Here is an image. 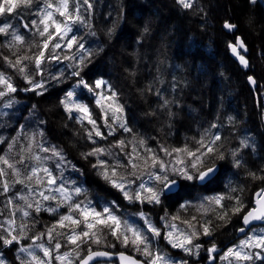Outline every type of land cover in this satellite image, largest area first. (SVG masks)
I'll use <instances>...</instances> for the list:
<instances>
[{"label":"trees","instance_id":"1","mask_svg":"<svg viewBox=\"0 0 264 264\" xmlns=\"http://www.w3.org/2000/svg\"><path fill=\"white\" fill-rule=\"evenodd\" d=\"M52 2L55 4L57 0ZM89 3L92 5L90 9L83 3L79 5L86 25L75 24L73 32L69 33V36L76 35L84 48L92 53L81 76L90 84L103 79L111 85L117 93L118 103L123 106V113L116 115L127 122L131 131L125 132L114 125L115 134L107 136L104 113L95 103L96 96L82 87H76L80 78L71 75L74 71L72 65L76 64L80 55L85 54L75 45L71 49L63 46L57 50L62 59L58 64V60L46 59L41 66L42 76L36 74L34 63L24 61L34 82H43L47 90L43 95H37L36 91L22 90L31 85L4 58L8 57L14 62L17 56L32 55L37 51L36 48L29 51V45L43 39L37 34L36 28L43 27L39 25L41 16L38 12L44 9L45 4L44 0H33L31 5L20 3L13 12L0 15V26L10 25L8 35L0 34V72L10 77L17 88L15 93L0 99V137L4 140L0 143V155L12 158L13 162L21 156H29L28 152H21L22 146L27 147L28 137L33 133L43 132L42 137L37 136V142L43 143L45 147L61 150L65 160L75 166V170L67 164L64 166L62 176H66V180H63L61 170L56 167V159L45 161V166L57 177L56 185L52 187L65 183L71 189L72 182H75V186L82 187L85 192L74 196V201L90 202L97 211L111 206L115 214H121L126 208L123 206L131 203L103 179L98 168L93 167L97 158L93 156L84 159L83 153L96 147L110 150L111 155L115 153L116 157L122 159L121 164L126 165L127 172L130 167L127 166L126 153L113 146L119 140L135 143L138 139H144L147 147L158 155L161 146L172 149L187 145L195 150L198 147L196 141L202 136L207 142L212 136L219 134L221 139L216 145L225 159L213 157L207 161L208 165L219 166V174L203 187L181 180L179 191L165 196L159 206L154 204L149 207L153 208L154 213L160 214L169 211L178 215L177 210H190L195 217L193 210L180 207L182 197H190L191 194L213 196L218 193L217 195L225 197L222 203L226 209H231L236 204L235 199L227 198L231 196L239 197L244 205L243 210L247 211L253 205L254 193L264 189V178L254 179L249 175L256 173L258 177H264V97L261 94L264 89L263 3L258 0L255 3L251 0H196L190 9L183 8L177 0H89ZM73 7L70 0V10ZM48 11H52L57 20L64 19L56 13L55 8ZM33 21L37 22L36 26H33ZM225 22L236 25V29L227 30ZM145 27L147 32L144 31ZM50 31H54V28ZM12 32L24 37L23 45L16 42L14 47L8 46L12 42ZM238 36H242L250 49V66L247 70L232 56L229 49V43H234ZM61 44L64 45L65 42L61 41ZM49 47L51 48V44ZM65 56L76 59L63 60ZM251 75L257 79L256 89L250 86ZM57 76L60 77L59 80L52 79ZM69 91L75 92L72 99L76 103L88 105L91 117L107 136L106 139L94 136L96 143H92L85 132V129L92 128L87 119H84L82 127L75 119L82 114L73 111L72 118H69L61 103ZM165 100L169 102L167 106H164ZM9 101L11 107L5 108L4 105ZM109 103L112 102H104L111 123L112 113L107 108ZM213 124L216 127H211ZM16 137L18 139L9 151V144ZM242 141H246L248 147H244ZM125 148L127 153L132 151L131 144ZM233 151L238 153L240 167L234 166L231 156ZM37 152L39 149L35 147L32 153ZM140 153L145 154L143 149H140ZM39 154L50 155L43 152ZM35 164L34 160L27 159L24 164L16 166L21 170L22 176H26ZM228 174H231L230 177ZM4 179L10 183V190L4 197L7 201L12 195L20 196L21 190L35 185L34 181L12 183L16 178L8 175L0 178V185ZM44 187L45 185H41L40 191ZM48 194L46 191L45 195ZM56 195L57 200H47L42 206L57 207L60 198L58 193ZM9 208L7 203L8 211ZM152 208L145 206L144 210L148 212ZM220 211L219 206L215 205L214 210L206 217L212 222V234L218 243L228 242V238L241 226L239 218H242V212L233 215L229 211L226 220H219L217 213ZM30 213L35 216L34 211ZM67 213V203L59 207L57 213L44 211L45 224L52 227L61 215ZM3 215L6 216V213ZM32 215L31 219L30 216L20 220L14 217L17 234L21 224L27 225L26 238L20 241L27 247L34 246L31 237H27L29 232L35 233ZM195 218L201 220L205 217L197 214ZM7 220L10 219L5 217V222ZM7 227L9 226H4ZM40 230V233H45L43 228L40 227ZM76 230H83V225ZM56 232L67 233L69 228L57 227ZM4 234L7 233L0 229V235ZM237 236L239 237L238 234ZM43 241L44 238L36 243ZM2 247L4 246L0 242V249ZM9 248L10 258L15 254V257L26 259V255L18 251L19 244L14 243L7 247ZM96 248L114 252L123 250L116 246L98 245L87 252ZM137 256L144 259L143 255ZM3 257L5 259L4 255ZM56 257V251H52L51 257L46 258L52 264H60ZM10 258L6 256L5 260L13 264ZM28 259L30 258L26 260Z\"/></svg>","mask_w":264,"mask_h":264},{"label":"snow or ice","instance_id":"2","mask_svg":"<svg viewBox=\"0 0 264 264\" xmlns=\"http://www.w3.org/2000/svg\"><path fill=\"white\" fill-rule=\"evenodd\" d=\"M69 2L70 0H57V2L54 4L52 0H44L45 7L42 11L38 12V15L41 16L39 25H42L43 27L41 28L37 26L36 28L37 34L43 39L41 42H36L29 45V51H31L32 48H36L37 51L32 55L25 54L23 56H17L14 62L8 57H5L4 59L11 67L15 68L21 75H23L25 81L31 85L30 88L22 89L23 91H36L37 95H43L44 91L47 90L45 88V84L43 82H34L28 72V65L25 64L24 61L34 63L36 74L42 76L43 71L41 66L46 59L59 60L60 57L57 54L58 49H61L63 46L71 49L73 45H75L81 52L85 53L84 55L79 56L75 65H72V67H74V71L71 73V75L80 78L77 81L76 87H82L89 93H92L96 96L95 103L101 108V112L104 113V126L108 128L107 136H112L115 134L116 127L114 125H118V127L123 129L125 132H130L131 129L127 127V122L124 121L121 116L116 115V113H123V106L118 103L117 93L112 89L111 85H109L108 82L103 79H98L94 83L90 84L81 76V72L83 71L84 67L87 66L88 62H90L88 57H90L92 53L88 52L84 48L83 43L80 42V39H78L76 35L69 36V33L73 32V25H86L87 23L80 14V3L87 5L89 9L92 7V5L89 3V0H72L74 7L70 10ZM177 2L183 8L190 9L193 6L194 0H177ZM251 2L255 3L256 0H251ZM20 3H23L24 5H31L33 0H3V2L0 3V15L13 12ZM51 8H55L56 13H58V15L64 19H55L53 12L48 11V9ZM32 24L33 26H36L37 22L33 21ZM25 27H27V25H25ZM224 27L229 31H234L237 26L231 24L230 22H225ZM9 28L10 25L7 24L0 26V34L8 35ZM53 28L54 31H50V29ZM144 31H148L147 27H145ZM11 35L12 42L9 43V47H14L16 42L21 45L24 44V37L16 34L15 32H12ZM57 37L59 39H57ZM53 41L56 42L53 43ZM61 41H64L65 44L62 45ZM50 44L51 48L49 47ZM229 49L233 55L238 57L241 65L248 67L247 59L244 55L240 54L241 49L245 52L247 51L246 45L240 37L236 38L235 43H229ZM64 58L76 59V57L67 56ZM61 75H63V73H61ZM52 79L59 80L60 77H52ZM249 80L252 83H255L252 77H249ZM0 86H3L0 87V99H3L5 96L17 91V88L11 82V79L6 77L2 72H0ZM37 89H40L41 91H37ZM74 95V91H69L66 93L65 98L61 100L65 111L69 114V118H72L73 111L82 114L75 118L76 122L80 123L82 127L84 119H87L88 123L92 125V128L85 129V132L87 134L88 140L92 141V143H96L93 138L94 136L100 137L101 139H106L107 136L100 130L96 120L91 117L88 105L76 103L72 99ZM105 101L112 102L107 104V108L112 113L111 123H109L108 120V112L105 111ZM168 103L169 102L165 100L164 106H167ZM4 107H11V101L6 103ZM169 115H171V113H169ZM211 127H216V125L213 124ZM37 136L42 137L43 132L33 133L28 137L29 142L27 147L22 146L21 148V152H28L30 154L29 156H21L19 160L13 162L10 161L7 156L0 155V165L5 166L0 167V178L9 175V172L6 171V169H10L11 175L16 178L12 183L25 184V181H34L35 185L37 186L45 185L43 190L36 193V195H38L43 201L50 199L57 200L56 193L59 194V203L55 208H44L42 206L41 200H36L34 204L27 203L28 197L20 196L19 199L26 202L27 208L33 209L37 214H39L41 211L57 213L58 208L67 203V214L61 215L56 224L48 228L45 233H40L34 237H31L33 244L36 248H39L43 252L44 257L50 258L52 250L48 247H45L43 244H36V241L41 240L45 235H47L49 242H51V240L54 238L53 233L56 232L57 227L69 228V232L67 233L56 234L65 236L67 242L69 244L75 245L77 248L81 243H85L88 240H92L94 243H100L101 237L99 232L102 231L103 228H107L113 237L118 240H122L124 246H128V244L131 243L133 246H135L137 251H141L143 255L150 257L147 264H187V261H173L165 255H162L159 251H153L151 242L144 232L140 228L134 226L133 223H129L127 220L122 221L120 217H118L113 212L111 206H105L102 211H97L94 206H91L90 202L85 203L84 201H74V196H80L85 192L82 187L75 186V182H72L73 187L71 189L66 187L65 183H61L55 187H52L53 185H56L57 177L53 175L51 169L45 166V161L53 158L56 159V167L61 170V179L63 168L66 164L71 166L74 170L75 166L70 165V162L65 160L61 150H57L55 147H45L43 143H38ZM17 139L18 137L13 138L12 142L9 144V151L12 150ZM220 139V135L216 134L212 136L207 142H205V137L202 136L200 140L196 141L198 147L195 150L190 149L187 145H185L183 148L172 149L161 146V151L164 152L165 156L173 157V154H175L171 162H165L162 160L153 149L147 147L144 139H138L135 141V143L131 141L126 143L125 140L117 141L113 146L120 148L122 152L125 147L131 144L132 151L127 153V166L132 169V171L129 172L130 176H136L139 178V176H137V172L142 167L158 169V171L149 173V180L153 181L152 186H149L148 182L142 181L135 190H132L130 187L133 183H135V181L128 180L127 177L121 175L118 171L119 168L126 167V165L121 164L119 160H117L115 163H109L107 160L100 159L102 155H111L110 150L96 147L87 153H83L82 155L84 159L95 156L97 159L96 163L93 164V167L98 168L100 170L99 174L103 177V179L108 181L114 188L118 189L124 198L129 202H139L141 204L145 202L149 204H160L161 197L165 194V192H171L173 188L178 185L177 179L170 178L169 171L171 172L172 176L178 177L179 180L187 182H206L212 177L217 169L214 166H209L207 164L208 159L213 157L219 160L225 159L224 154L216 145V142ZM2 142H4V140L2 137H0V143ZM242 144L244 147H248V143L246 141H242ZM33 145H36V147L39 149V152L32 153ZM140 149H143L145 154L142 155L140 153ZM40 152L50 153V155L41 156L39 154ZM237 155L238 153L236 151L231 152L234 166L240 167L241 161L237 159ZM27 159L34 160L36 164L35 166L31 167L26 176H22L21 170L16 165L24 164L25 160ZM137 161H139V163ZM41 173H43V175H41ZM249 175H251L254 179L264 178L258 177L256 173H249ZM157 185H162V187H157ZM0 186H2L4 193H7L10 190V183L7 179H4L2 185ZM25 186L29 187V185ZM29 191L32 192L33 189L29 187ZM46 191L49 193L48 195H45ZM233 191H235V189H233ZM227 198L235 199L236 201V204L231 209H226L222 203V201L225 199L223 195L206 198L209 204H215L222 210L217 213V219L219 220H226L228 218L229 211L235 215L243 210L244 205L240 201L239 197L229 196ZM12 203V199L9 198L8 204L11 205ZM113 205H115V202H113ZM256 205L257 207L250 209L247 214L244 215L243 223L245 225H248L254 220H264V190H261V192L257 193ZM182 207H185V205H182ZM201 208H204L203 204L201 205ZM206 210L207 209H205V211ZM20 211L24 217L31 215V213L24 208H21ZM12 215L15 216V213L13 212ZM140 216L145 222L147 232L152 233L154 238L160 237L161 230L154 226L150 219L144 215V213H140ZM81 217L83 219H81ZM161 219L163 220L164 218L162 217ZM177 219H179L178 216L172 217L173 221ZM192 219L195 220L196 218L193 217ZM5 223H7L9 227L4 228V225L0 224V229H3V231L7 233L6 236L0 235V242H2V245L5 247H10L14 243L20 244L21 239L26 238L27 225L21 224L19 234H14L16 232V228L14 227L15 220H7ZM184 223L188 224L193 230L191 232L181 231L175 223H165V228H167L168 231L165 233L164 238L172 245V247L180 248L189 255H198L201 245L193 244V239H198L201 234L204 236H211L213 231L212 222L206 221L201 224L200 228L202 229V232L196 231L195 225H193L190 221H184ZM81 225H83V230L78 232L76 229L80 228ZM240 231H244V229H240ZM60 247L61 244L59 241H57L55 244V249L59 250ZM246 247L264 249V235L251 236L248 239L241 241L240 245H238L235 249L230 248L225 256L222 257V259L234 257L237 260H251L253 258L252 254L244 252V248ZM18 251L20 253H25L27 257L30 258L28 260H24L18 256L17 259L20 260V264H51L50 259L45 260L36 255L35 251L31 250V246H21ZM215 251L216 247L213 244V246L208 249V252L211 254ZM108 255L109 253L106 252H91L86 259L81 261V264H88V262L96 256ZM255 255L257 258L260 257V253H255ZM69 256L70 253H64L63 255L57 256L56 259L63 262ZM2 257L3 254L0 253V264H7V261ZM120 259L121 261H128V264H139V262L135 261L131 257H125L123 253L120 254ZM68 264H72V261L68 260Z\"/></svg>","mask_w":264,"mask_h":264},{"label":"rangeland","instance_id":"3","mask_svg":"<svg viewBox=\"0 0 264 264\" xmlns=\"http://www.w3.org/2000/svg\"><path fill=\"white\" fill-rule=\"evenodd\" d=\"M61 61H62V59H59L57 61V64L60 63ZM11 82L13 83L12 80H11ZM35 147H36V145H33L32 150ZM125 150H126V148H124L123 151H124V153H126L125 157L128 160L127 152H125ZM114 154L115 153H113L112 155L106 154L107 156L102 155L100 158L105 160V158L107 157V161L116 162L117 160H119L120 163H122V159L116 157V155H114ZM158 156L162 160H164L165 162H171L173 160L175 154H173V157H169V156H165L164 152L161 151L158 154ZM9 160L13 161L12 158ZM138 163H139V161H138ZM6 171L9 172V175H8L9 177H14L13 175H11L10 169H6ZM118 171L121 175L127 177L128 180H134L135 181V183H133L130 186L132 190H135L142 181H146V182H148L149 186H152L153 181L149 180V173L158 171V169L143 168L142 167L137 172V176H139V178H137L136 176H130L129 175V172L132 171L131 168H129L126 172V167H121L118 169ZM169 175H170V178H173L170 171H169ZM62 179L66 180V176H62ZM177 180L180 181L178 177H177ZM40 186L41 185L32 186L31 187L33 189L32 192L29 191V188L21 190L20 196L28 197L27 203H33L34 204L36 200H41V203H44L45 201H43L38 195H36V193L38 191H40V189H41ZM157 187H162V185H157ZM1 189H0V224H3L4 226H9L7 223H4L5 217H7L10 220L14 219V217H18L19 220H20V218L26 219V218H24V216L22 215V212L20 211L21 208H24L29 212L34 211L33 209L27 208L26 202L24 200L19 199L20 196H17V195H12L11 199H12L13 203L11 205H9L10 208L8 211L7 210L8 201L6 199H4V197H6V194L3 192V189L2 190ZM192 195L194 196V194H191L190 197H193ZM206 198H209V197H203V198H199V199H190L192 202V205L195 206L198 210L195 213V217L197 216L198 213H200V215H202V214L206 215L208 212L211 213V210L214 208L215 205L209 204L207 202ZM130 203H131L130 205L125 204V206H123V207H126L124 209L123 213H121V214L116 213V215L118 217H120V219L122 221L127 220L129 223H133L134 226L140 228L144 232V234L148 237L149 241L151 242V246H152L153 251H159L162 255H165L166 257L170 258L171 260L177 261V262L182 261L181 253L184 251L180 248L172 247V245L169 242H168L169 245H167V244L165 245L163 243L161 244L160 241L158 242V239L154 238L152 236V233L147 232L145 222L141 218L140 213H144V215L150 219L152 224L161 230V235H163V236L165 235V232L168 231V229L165 228V223H169V224L175 223L181 231L191 232L193 229L190 228L188 224L184 223V221H190L193 225H195L196 231L202 232L200 225L203 224L204 222L208 221L207 218H203L201 220H197V219L193 220L192 218L194 217V214H192L190 212V210H184V211L177 210L179 212L178 215L172 214L169 211H168V213H169L168 214L164 211V213L162 215L158 216V219L160 218V220H159L160 223L159 222L157 223L156 218H157V215L160 213H157V212L154 213L153 208L149 207V206H154V204H149L147 202H145L143 204H141V203L139 204V202H130ZM202 204L204 205V208H201ZM145 206H147V208H152L151 210L149 209V211H150L149 213L145 212V210H144ZM157 206H159V204H157ZM165 207L168 208L167 206H165ZM205 209H207V210L205 211ZM128 211H130V212H128ZM13 212L15 213V216L12 215ZM3 213H6V216H4ZM152 213H154V215H152ZM34 214H35V216H33L32 214L31 215H32V219H33L32 222L34 223L35 233L29 232L27 234V237H32V236L34 237L35 234L36 235L40 234V232H41L40 227L43 228L45 230V232L47 231L48 228H50L49 226H47L45 224L46 220H44V217H46V216L44 215V211H41L39 214H37L34 211ZM31 215H29L30 216L29 219H31ZM241 215H242V213H241ZM173 216H178L179 219L173 221L172 220ZM162 217L164 218L163 220L161 219ZM257 231H261L260 235H264V227H262V229L261 228L257 229ZM56 233H58V232L53 233L54 238L51 240V242H49L47 235H45L43 237L44 241L39 243V244H43L45 247L50 248L52 251H56L57 256L63 255L64 253H70V256L66 260H64L63 262L57 260L60 264H68V260H71L72 264H78V260L81 257H83V255H85L87 253L88 249H90L91 247H94V246H98V245H109L111 247L116 246L118 248H122V249H126V250L130 251L133 254H135L136 256L137 255H143V253L141 251H137L135 246H133L131 243H129L128 246H124L122 243V240H118L115 237H113L107 228H103L102 231L99 232V235L101 237L100 243H94L92 240H88L85 243H81L78 248L75 245L69 244L65 237L57 235ZM14 234H17V231ZM257 234H259V233H253V234L249 233V234L245 235L244 238L246 237V239H248L249 237L255 236ZM4 235L6 236L7 234H4ZM208 238H210V236H204L201 234L198 239L197 238L193 239V244H200L202 247V245L205 244V243H203L202 240H205ZM57 241H59V243L61 244V247L59 250L55 249V244L57 243ZM153 246H155V248ZM217 246H219V245H217ZM141 247H143V246H141ZM14 248H15V246H14ZM227 248L235 249V248H232L231 246L227 247ZM10 249L11 248L7 249V247H5V246L0 249V253H2L5 256V259H6V256H8L10 258V255H11ZM252 249H253V247H251V248L246 247V248H244V252L251 254ZM31 250H34L36 254L43 256V252L39 248H36L35 245L31 247ZM143 256H144L143 257L144 259H147V258L150 259V257H146L145 255H143ZM2 258H4V257H2ZM262 258H264V256ZM10 259L12 260L11 263L20 264V260L17 259V257H15V254ZM44 259L48 260L46 257H44ZM243 261H247V260H243ZM7 264H10V261H7ZM190 264H192V263H190Z\"/></svg>","mask_w":264,"mask_h":264},{"label":"flooded vegetation","instance_id":"4","mask_svg":"<svg viewBox=\"0 0 264 264\" xmlns=\"http://www.w3.org/2000/svg\"><path fill=\"white\" fill-rule=\"evenodd\" d=\"M209 166H212V165H209ZM219 174V173H218ZM217 174V175H218ZM216 175V176H217ZM230 175L231 174H228V176L230 177ZM215 176V177H216ZM213 180V179H212ZM212 180H210V181H208V182H205V183H199V181H195V182H192L193 184L195 183V185L196 186H198V187H203L202 185H206V184H208V183H210ZM180 190V189H179ZM165 196H162V198L161 199H163ZM183 199H182V201L180 202V207L181 208H183L182 207V205L184 204L183 202L186 200V202H185V208H189V201H190V197H188V196H183L182 197ZM199 198H202V196L200 195V196H194L192 199H199ZM193 210L194 211H197V208L196 207H193ZM242 212V215H241V217L242 218H239L240 219V223H241V226L240 227H238V229H237V231L235 232V234L233 235V236H231L230 238H228V242H222V243H218V242H216V239H215V236H214V234H212L211 236H210V238H208V239H205V240H202L203 241V243H205V244H203L204 245V248H203V250H202V255H203V257H202V259H199V260H196V261H193V260H188L190 263H192V264H207V260L209 259V257H210V253H208V249L209 248H211L212 246H213V244L215 245V247H219V248H221L222 249V251L224 250H226L227 249V247H230L231 245H236V246H238V245H240V243H241V241H243V240H245V238H241L240 236H239V238H238V236H237V234L239 235V232H240V229L244 226L243 225V221H242V219H243V214H244V210L243 211H241ZM242 239V240H241ZM217 245H219V246H217Z\"/></svg>","mask_w":264,"mask_h":264},{"label":"water","instance_id":"5","mask_svg":"<svg viewBox=\"0 0 264 264\" xmlns=\"http://www.w3.org/2000/svg\"><path fill=\"white\" fill-rule=\"evenodd\" d=\"M228 30V29H227ZM241 38V37H240ZM233 55V54H232ZM238 61H239V59H238V57L237 56H235V55H233ZM253 78V77H252ZM253 80L255 81V83H252L250 80V85H251V87L252 88H255V87H257L256 85H257V83H256V80L253 78ZM216 169H217V171L212 175V177L210 178V179H212L216 174H217V172L219 171V167L218 166H214ZM210 179H208L207 181H209ZM206 181V182H207ZM180 186H181V183L178 181V185L176 186V187H174L173 188V190L171 191V192H165V194L166 195H170V194H174V193H176L178 190H179V188H180ZM259 192H261V190H259V191H257L256 192V194H255V207H257V205H256V200H257V193H259ZM255 207H253V208H255ZM252 209V208H251ZM247 214V213H246ZM264 220H254V221H251L248 225H245L244 224V231H241L240 232V234H244L246 231H247V229L248 228H250L253 224H258V223H261V222H263ZM91 252H106V253H109V255L108 256H96V257H94L92 260H90L89 262H88V264H93L94 262H96V261H100V260H110V261H112V260H115V259H117L118 260V262H119V264H128V261H121V259H120V254L121 253H123V255L125 256V257H131L132 259H134L135 261H137V262H139V264H146L144 261H142L141 259H138L135 255H133V254H131V253H128V252H125V251H119V252H114V251H110V250H107V249H94V250H92ZM91 252H89L88 254H86L80 261H79V264H81V261L82 260H84V259H86L89 255H90V253ZM215 252H218V250H216ZM214 252V253H215ZM214 253H212V257H211V260H210V262L209 263H213L214 262V256H213V254Z\"/></svg>","mask_w":264,"mask_h":264},{"label":"bare ground","instance_id":"6","mask_svg":"<svg viewBox=\"0 0 264 264\" xmlns=\"http://www.w3.org/2000/svg\"><path fill=\"white\" fill-rule=\"evenodd\" d=\"M257 59V58H256ZM208 264V263H207Z\"/></svg>","mask_w":264,"mask_h":264}]
</instances>
